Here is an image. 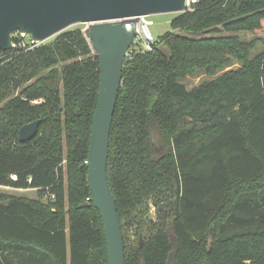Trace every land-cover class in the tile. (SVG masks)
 <instances>
[{
  "label": "trees",
  "instance_id": "trees-1",
  "mask_svg": "<svg viewBox=\"0 0 264 264\" xmlns=\"http://www.w3.org/2000/svg\"><path fill=\"white\" fill-rule=\"evenodd\" d=\"M169 24L150 50L131 44L111 122L125 264H166L171 235L176 264H264V51L222 33L263 31L264 0H198ZM13 41L0 50V185L37 198L0 194V264H108L100 213L80 207L100 85L88 29ZM195 70L222 72L188 89Z\"/></svg>",
  "mask_w": 264,
  "mask_h": 264
},
{
  "label": "water",
  "instance_id": "water-1",
  "mask_svg": "<svg viewBox=\"0 0 264 264\" xmlns=\"http://www.w3.org/2000/svg\"><path fill=\"white\" fill-rule=\"evenodd\" d=\"M186 0H0V50L12 47L13 33L33 41L44 40L75 24H87L91 47L99 58L100 85L93 114L87 155V179L91 202L99 211L107 243L108 264H125L124 242L116 205L107 180L109 133L122 66L136 36L138 17L180 13ZM40 119L22 125L21 142L38 132ZM172 250L166 264H176L178 244L171 235ZM141 245V238L139 239Z\"/></svg>",
  "mask_w": 264,
  "mask_h": 264
},
{
  "label": "rangeland",
  "instance_id": "rangeland-1",
  "mask_svg": "<svg viewBox=\"0 0 264 264\" xmlns=\"http://www.w3.org/2000/svg\"><path fill=\"white\" fill-rule=\"evenodd\" d=\"M178 13H174V12H165V13H157V14H152V15H148L147 19L152 21V23L149 25V31L151 32L152 36L154 38H157L158 35L163 34L165 31L170 30V21L171 19ZM83 26V30L88 29L87 24H75L72 25L71 27L74 26ZM70 27V28H71ZM223 34H237L243 41H250V40H255L256 44L255 47L253 49L250 50V56L254 57L257 54L261 53L264 51V30L263 31H232V32H222ZM13 37H17V38H23V40L26 42L27 40H30V36L29 35H25V37H22L21 35H17L16 32L13 33ZM54 36H51L50 38L44 40L43 42H48L51 41ZM240 66V64L238 62H234L230 68H238ZM222 71H219L217 74L214 75H209L207 73H205L203 70H195V73L193 75L187 76L183 79L180 80L181 83H183L188 89H191L192 87L203 83L204 81H208L211 80L213 78H215L217 75H219ZM155 149L157 152H160L162 150V146L161 144H159L157 141H155ZM19 192V191H18ZM0 194H13V195H21L24 197H28V198H33L36 199L37 198V193L35 190H30V191H26V192H19L17 193V191H13L12 189L9 188H5L0 186ZM155 218V212L154 209L151 208L148 215H147V219ZM133 234V233H132ZM130 238L133 240V237L131 235H129Z\"/></svg>",
  "mask_w": 264,
  "mask_h": 264
},
{
  "label": "built area",
  "instance_id": "built-area-1",
  "mask_svg": "<svg viewBox=\"0 0 264 264\" xmlns=\"http://www.w3.org/2000/svg\"><path fill=\"white\" fill-rule=\"evenodd\" d=\"M198 0H186V9L190 8L192 3H196ZM148 16H140L138 17V21H137V29H136V36L133 42L137 41L140 43L141 47L144 50H150L151 49V43L154 40V37L152 36L151 32L149 31V25L152 23V21L147 19ZM17 35H21L22 37H25L26 34L22 33V32H16ZM19 45L22 47L25 46H29V48H32L34 45L38 44V42H35L32 40V38H30V40L28 41H24L23 38H19ZM15 46V43L13 41L12 43V47ZM130 49V48H129ZM129 51V50H128ZM127 51V54H128ZM126 54V55H127ZM87 163V161H85ZM11 178L13 180H16L17 177L16 175H11ZM28 180L30 181V178H28Z\"/></svg>",
  "mask_w": 264,
  "mask_h": 264
},
{
  "label": "crops",
  "instance_id": "crops-1",
  "mask_svg": "<svg viewBox=\"0 0 264 264\" xmlns=\"http://www.w3.org/2000/svg\"><path fill=\"white\" fill-rule=\"evenodd\" d=\"M1 186V185H0ZM2 187H5V188H9V189H12L13 191H17V193L19 192H26V191H30V190H33V189H16V188H11V187H7V186H2ZM19 191V192H18ZM18 196H21V195H18Z\"/></svg>",
  "mask_w": 264,
  "mask_h": 264
},
{
  "label": "bare ground",
  "instance_id": "bare-ground-1",
  "mask_svg": "<svg viewBox=\"0 0 264 264\" xmlns=\"http://www.w3.org/2000/svg\"><path fill=\"white\" fill-rule=\"evenodd\" d=\"M137 29V28H136Z\"/></svg>",
  "mask_w": 264,
  "mask_h": 264
}]
</instances>
